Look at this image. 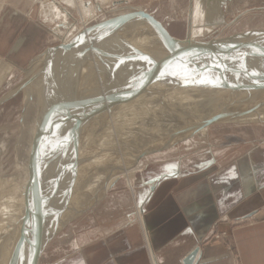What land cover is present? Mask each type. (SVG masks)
Segmentation results:
<instances>
[{
  "label": "rangeland",
  "instance_id": "1",
  "mask_svg": "<svg viewBox=\"0 0 264 264\" xmlns=\"http://www.w3.org/2000/svg\"><path fill=\"white\" fill-rule=\"evenodd\" d=\"M41 1L38 0L39 3L28 11V13H31L34 10V19L44 31V34H46L40 49L30 62L22 67H13L11 74L9 66L4 63L3 70L0 71L1 99L13 92L31 75L43 70L45 67V72L41 73L31 85L0 104V179L6 181L7 187L13 188L16 187L15 184H12L15 181L14 179L17 178V175H20L18 177H21V182L17 186L21 187L22 198L19 205V210L22 209L21 211L29 206L32 207L36 203L34 197L39 198V191L41 193L40 189L33 187L31 180L32 178H36L37 173L39 174L40 170L42 171L45 168L46 158L44 159V156H47L49 145L43 147V145L37 144L41 139L36 133L39 130L38 132L43 133L41 134L42 138L46 136L47 138H45L51 142L52 130L50 129L53 128L52 126L56 119L50 117V115L53 113L55 116L59 109L58 104L54 102L55 100L58 99V102L62 100L66 92V97L69 98V108L72 102H80V106L75 110H67V117H64L63 127L61 128L62 130H59L60 133L57 139L60 142L56 141V144L71 150L70 146H68L69 143L77 144L81 141H95L91 144L99 143L101 138L98 139V137L102 136L101 133L103 131L112 130L114 126L124 124L127 121H133V125L129 127L125 126V128L138 127L141 123L138 120L136 121V117L134 116L140 114L145 109L139 112H136L135 109L142 104L145 97H151L157 90L161 91L162 94L167 90V96H161L159 100L155 101L157 103L174 94H179L181 93L180 87L186 85L183 78L186 77L184 80L186 79L187 83L188 76L190 75L186 71L184 73L185 76L182 73H178L177 75H181L179 77L176 75V72L180 69H164L153 64L152 61L147 59L148 57L138 58L127 63L136 52H145V50L136 47L138 45H143L146 47V50L150 51V59H172L174 57V54L161 43L160 39L153 40V37L158 38L157 35L147 32L148 27L144 23L142 25V23L132 22L91 32L86 36L84 40L86 42L83 41L81 44V46L84 45L85 47L80 46L81 51H78L77 56L79 57L77 58H74L76 57L74 56L76 55L75 53L68 55L69 52L67 50L58 49L66 40L68 35H66V32L68 30L72 31V35L75 37L80 30H84L85 26L89 27L99 22L133 12L134 10L145 11L144 9H147L151 11V15L157 20L168 25L178 37L185 39L188 43L208 44L219 40L231 39L243 42L244 49L236 56L248 66L264 68V51L253 50V47L258 49L259 45L264 44V37H250L251 34L264 31V2L261 0L257 2L250 0L246 6H232L229 8L225 22L213 24L214 26H210V28L209 23L205 21L196 19L195 22H192L194 18L192 17V20H190V15L188 18L187 13L191 0H179L177 4L172 0H79L84 2L83 8L85 10L86 21L89 19L85 26H83L76 8L65 3L67 0L56 1L59 2V10L62 14L65 15L68 11L69 16L60 17V19L54 22L47 21L43 15ZM191 7L192 2L190 11ZM95 15L96 17H94ZM137 28L141 30V33L128 38L127 35ZM74 37L68 43H71ZM109 37H116L115 42L117 43L114 44L113 41L109 42L106 40ZM246 38L247 40H245ZM64 54L67 55L65 56ZM60 55L63 56L61 57ZM119 68L121 70H118ZM200 73L195 70L196 75H206ZM216 76L222 75L212 74L209 80L205 77L209 84L207 86L206 84L195 85L198 86L195 90L199 92L200 98L206 97L209 94L208 89L210 84H212L214 85L212 87L214 88L213 90L218 94L220 93L219 95L226 96L224 89L231 92L232 95H229L236 100V102H232L233 107L241 109L244 106V109H253V111L259 107L264 108V81L243 77L241 79H231L229 78L230 76H240L225 75L228 77L222 76L226 79L225 82L221 83L219 80H215ZM240 81H244V86L246 87L244 90H235L231 87V82L236 83ZM68 82L69 87L68 84L66 85ZM189 86L191 87L192 83ZM56 89H59V92ZM53 90H56L55 93L58 92L60 95L58 93L55 94ZM195 95L194 91H191L183 99L190 101ZM178 104L180 105V103H174L172 106L170 104L168 108ZM53 105L57 107L54 112L52 111L54 109ZM83 107L85 108L84 111ZM149 114L146 116H149ZM151 114L153 115L154 112L152 111ZM115 116L119 117L112 122L111 119L115 118ZM129 118L132 120H129ZM198 118L204 119L202 117ZM90 119L100 120L99 128L101 129L97 134L95 132V134H88L87 136L84 135L85 124ZM214 120L215 122L210 125L204 126V123L201 124L202 128L195 131H192L193 129L186 131L172 145L156 148L157 142L170 138L169 135L159 134L153 140L151 146H149L148 151L146 150L145 153L140 154L136 161L134 160L136 163L134 166H131L132 168L127 173L121 172L117 174L119 177L110 182L105 192L101 191L102 187L100 186L95 197V191L92 193L88 190L86 197L81 202L79 215L69 220L61 228L59 227L60 223L56 224V228L51 232L44 246L39 264H54L67 257L79 255L85 248L104 239V237L110 235L116 229L134 221L139 222L138 210L142 218L143 213L154 202V194L152 192L156 191V194L160 193L164 188V183L187 174L200 173L244 152L250 145L264 142V118L248 122L217 118ZM27 125L29 127L34 126L31 128L33 130L32 137L34 138H30L31 136L29 137L25 131L27 130ZM152 133L157 134L158 132ZM26 136L27 139H25ZM82 138L83 140H81ZM110 141L114 140L110 139ZM137 143H141V141L139 140ZM29 145L32 146L30 147ZM28 147L31 150L34 147L33 150L37 153H34L32 150V154H28L31 151L30 149H28L29 152L27 151ZM92 149L98 151H95L97 154L101 151L97 147ZM56 150L57 148L55 149V154L49 158L52 159L49 166V175L59 174L64 176V178H70V180L75 177L79 178L80 174L84 172L82 170L83 162L81 165L78 162L77 167L75 160L83 159V153L77 152L76 147L74 153L72 152V156L68 155L63 149L60 152ZM89 151L91 154L95 153L94 151ZM29 155H32V157ZM33 155L36 158H33ZM69 158H71V161H68ZM114 165H117L119 168L123 167L119 163H114ZM95 167L96 165L91 167L92 170H90L89 175L91 171L92 174L95 172ZM111 167L113 166L111 165ZM82 174L81 176L83 177ZM129 184H131L133 190ZM3 186L2 181L0 182V195L3 192ZM68 190L70 191V187ZM61 196L63 197L64 195H57L56 198L58 200L56 199L57 201L53 205L52 213L49 214L52 223L48 224V229L53 227V222L63 219L60 217L70 211L69 204L71 198L67 197L69 200V203H67V199L64 200L66 197L62 198ZM12 197L13 194L12 196L9 195L8 203L11 202L9 201L10 199L13 200L12 202L15 201L14 197ZM6 202L7 200L3 203ZM61 202L64 204L62 205L63 207H59L62 211H57L56 208L62 204ZM13 207L12 211L15 210ZM19 210L14 217L16 221H13V223H16V229L21 226V223L24 224L26 222L28 214L26 211L22 213ZM59 215L61 216L59 217ZM34 216L33 213L29 215L32 218ZM55 218L57 219L55 220Z\"/></svg>",
  "mask_w": 264,
  "mask_h": 264
},
{
  "label": "crops",
  "instance_id": "2",
  "mask_svg": "<svg viewBox=\"0 0 264 264\" xmlns=\"http://www.w3.org/2000/svg\"><path fill=\"white\" fill-rule=\"evenodd\" d=\"M249 1L191 0L187 16L210 28L225 22L229 8ZM38 3L0 0V71L4 63L11 74L40 49L46 34L34 10L28 13ZM152 193L154 202L142 218L138 210L139 222L54 264H184L193 251V264H264V142Z\"/></svg>",
  "mask_w": 264,
  "mask_h": 264
},
{
  "label": "bare ground",
  "instance_id": "3",
  "mask_svg": "<svg viewBox=\"0 0 264 264\" xmlns=\"http://www.w3.org/2000/svg\"><path fill=\"white\" fill-rule=\"evenodd\" d=\"M59 2H61V0ZM59 2H57L56 0H53V1L42 0L41 1L43 15L45 16V19L47 21L54 22V21L60 19V17L69 16V14L67 13L68 11L67 12L65 11L66 12V14H65L66 16H65L59 10V4H58ZM65 3L67 5L74 6L76 8L78 15L80 16V19L83 22L82 24H83V26H85L88 23L89 19H88V21H86L85 10L83 8L84 2L79 1V0H67V1H65ZM86 12H87V10H86ZM94 17H96V15ZM85 27L83 29H85ZM111 30L113 31V29H111ZM80 32H81V30H80ZM109 32H111V31H109ZM139 33H141V30H139V28H137V29L133 30L132 32H130V34H128L127 36H128V38H131L133 36H136ZM66 35L68 38L66 37V40L62 44L65 47H67L70 44V43H68V41L70 42V40L74 37L72 35V31H69V30L66 32ZM157 37L158 38L153 37V40H157V39L161 40V38L158 35H157ZM115 38L116 37H114V38L109 37L106 40H108L109 42L113 41L114 44H116L117 42H115V40H116ZM94 39H96V38H94ZM121 39H122V37H121ZM88 40H89V38H88ZM245 40H247V38ZM84 42H86V41H84ZM259 44H261V43H259ZM83 46H81V47H83ZM133 46H136V45H133ZM136 47H138L142 50H145L148 53L150 52V51L146 50V47L143 45H138ZM78 55H80V54H78ZM74 56H76V55H74ZM77 57H79V56H76L74 58H77ZM186 71L190 73V75L188 76V81L189 80L190 81H189V83H188V81L186 83V79L184 80V78H186V77H184V78L182 77L183 81L185 82L186 85L180 87L181 93L174 94V95L170 96L171 98L167 97V98H165V99H163L157 103H155V101L159 100L161 98V96H163V95L167 96V90L166 89H165L166 91H164L163 94L161 91L157 90V91H155V93L151 97H145L144 101H142V104L137 109H135L136 112H139V111H142L145 109L140 114L134 116V117H136L135 120L136 121L138 120L139 123H141V124H139L138 127L136 126L134 128L133 127L132 128H125V126L129 127L130 125H133V121L132 122L127 121L124 124L116 125L113 127L112 130H108L106 132L103 131L101 133L102 136L98 137V139L101 138L100 142L96 143V144L94 143L95 145L91 144L95 141H92V142L81 141L77 144H70L69 143L68 146H70V148H71V150H70L67 147H62L59 144H57V150L56 151L60 152V150L63 149L70 156L73 155L72 152L74 153L75 147L78 150L77 152H79L80 154L83 153L84 158L83 159L81 158V160H75V164L77 165V163L80 162V165H81V163L83 162V169L82 170L84 172H83V174L81 173L83 175V177L80 174L79 178L75 177L71 180H70V178H64V176L59 175V174H54L52 176L48 175V179H46V184H45L44 181L42 180L44 177V174L41 175L45 171V168H44L42 171L40 170L39 174L37 173L36 178H32L31 183H32L33 187H36V188L40 189L41 191L46 192V194H47L49 214L52 213L53 205L56 204L55 201L58 200L56 198L57 195H59V194L64 195L63 197H66V198H64V200L67 199L66 200L67 203H69L68 198L69 197L71 198L70 204H69V210H70L69 212L70 213L69 212L67 214L64 213V215L62 214L63 215L62 217H60L61 215H59V217L63 218V219H60V220L58 219L56 222H53V227H51L48 231L49 235H51V232H53L54 229L56 228V224L60 223L59 227L61 228L69 220H71L72 218L79 215L80 210H81L80 206L82 204L81 202L86 197V195H87L86 192L88 190H90L92 193L95 191L94 196L96 197L97 196V194H96L97 190L99 189L100 186L102 187L101 191L105 192V190L109 187L110 182L119 177L117 174H120L121 172L124 174L127 173V171L130 168H132L131 166H134V164L136 163L135 161H136V159H138L139 155L142 153H145L146 150L148 151L149 146H151V143L153 142V140L156 139V137L159 134L169 135L170 138L163 139V140H160L159 142H157V144H156L157 146L155 145L156 148L165 147L166 145H172L186 131L191 130V129H193L192 131H195L199 128H202V126H200V125L203 123H204L203 124L204 126L210 125L212 122H215L214 119H216V118L222 119V120L229 119V120L242 121V122H248L251 120H261L264 118V108L262 109L261 107H259L253 111V109H244V106H242L241 109L238 107L237 108L233 107L234 105L232 106V102H236V100L230 96V95H232L231 92L229 90H228L229 91L228 92L227 90L224 89L226 96L219 95L220 93L218 94L217 92H215L213 90L214 88H212V87L214 85H212V84H210V87L208 89V91H209L208 93L210 95L208 94L206 97L200 98V95L198 94L199 92H196V90H195V88L198 86H195V85H205L206 84V86H207L209 84L207 83L206 79L209 80V78L212 74L217 75L219 73L214 72V71H206V72H204V74H206V75H204V76L200 75L199 76V75L195 74V70H192V69L186 70L184 68V71H182L183 72L182 75H184V73ZM219 75H221V74H219ZM222 76L228 77L225 75H222ZM222 76H216L215 80H219L221 83L225 82L226 78H224ZM205 77H207V78L205 79ZM212 78H214V77H212ZM229 78H231V79L240 78L241 79V77H234V76H230ZM190 83H192L191 87L189 86ZM231 83H232L231 87H233L235 90H241V89L244 90L246 88L244 86V81H242V82L240 81V82H236V83L231 82ZM67 84L69 87V82L66 83V85ZM206 86H205V88H206ZM56 90H53V92L55 93ZM65 90H66V88H65ZM57 91L59 92V89ZM191 91H194V93L196 94L194 96V98H191L190 101L183 99ZM57 93H55V94H57ZM65 93H64V95L67 96V94H65ZM202 93H203V90H202ZM58 95H60V93H58ZM179 97H180V100H179ZM61 101L62 100H59V102H58V99H57L54 102L57 103L58 106H60ZM79 103H80L79 101L74 102V103L72 102V105L70 106V108L71 107L72 108H71V110H69L70 108L68 106V111H72V110H75L76 108H78L80 106ZM174 103H180V105L178 104V105H175L171 108H168V106L170 104L172 106ZM166 105H167V107H165ZM53 106H52V108H53ZM55 106H54V109H52L53 112H54L55 108H57ZM141 106H142V108H141ZM84 109L85 108L83 107V111H84ZM152 111L154 112L153 115L151 114ZM184 112H185V114H184ZM242 113H246V115H242ZM147 114H149V116H146ZM180 114H181V116H179ZM35 115H36V112H35ZM56 115H57V113L55 114V116L52 113L50 115V117H54L55 119H57ZM66 115H67V113L65 114V118L67 117ZM118 117L119 116H115V118H112L111 119L112 122H114ZM198 117H202L204 119L201 120ZM130 119L131 118H129V120ZM205 122H208V123H205ZM99 123H100V120H98V119L97 120L96 119L88 120L85 124L86 128L84 131V135L88 136V134H95V132L97 134V132L101 129V128H99V126H100ZM196 123H198V124H196ZM32 127H34V126L32 125L31 127H29V125H27V130H25L27 132V134L29 135V137L31 136L30 138H34V137H32V134H33V130H31ZM35 127H37V126H35ZM62 127L63 126H61V128ZM46 128H47V126H46ZM48 128H50V127H48ZM61 128H60V130H62ZM44 130H45V128H44ZM50 130L53 131V128H51ZM38 131L36 134L39 135V138L41 140L40 141L38 140L39 143H37V144H39L40 146L43 145V147L50 145L49 144L50 141H48L46 139L47 137L45 136L46 138L45 137L42 138L43 136L41 134H43V133L38 132ZM151 132H156V133L158 132V133L157 134H154V133L151 134ZM59 133H60V131H59ZM134 134H136V135H134ZM46 135H48V134H46ZM121 137H123V139H121ZM48 138H50V137H48ZM25 139H27V136L25 137ZM110 139H113L114 141H110ZM31 140H29V141H31ZM81 140H83V138ZM139 140L141 141V143H137ZM58 142H60V140ZM29 146L31 147L32 145H29ZM30 147L27 148V151H28V149L31 150ZM34 147H32V150ZM96 147L99 150H101L98 154L96 153L98 151L95 150L96 151L95 152L94 149H92V148H96ZM156 148H154V150H156ZM37 149H38V147H37ZM88 149L91 151H94L96 153V155L94 152H93L94 154H91V152ZM32 150L30 152L28 151L29 152L28 154H30L32 152ZM25 151H26V148H25ZM26 152H25V154H27ZM33 152H34V150H33ZM59 152H58V154H59ZM34 153H37V152H34ZM34 155H33V158L34 157L36 158V156H34ZM38 155H39V153H38ZM40 155H43V154H40ZM30 157H32V155ZM30 157H28V158H30ZM45 158L46 157L44 156V159ZM42 161H43V159H42ZM68 161H71V158H69ZM21 163H22V161H21ZM21 163H19V164H21ZM41 163H43V162H41ZM114 163L115 164L119 163L120 165H123V167L119 168L117 165L115 166ZM41 165H44V164H41ZM45 165H46V163H45ZM93 165H96V167L94 168L95 172H93V174H92V171H91V174L89 175V172H90V170H92L91 167ZM111 165L113 167H111ZM36 167H37V165H36ZM38 167H40V166L38 165ZM77 167H78V165H77ZM18 176H20V175H17L16 176L17 178L14 179L15 180L14 183H12V184L16 185V187H13V188L7 187V184L5 183L6 181L4 179H2V180L0 179L1 180L0 182L3 181V184H4L3 192L0 195V264H23L24 261L22 260V257L26 251V246H27L26 240L29 238L28 236L30 235V232L32 229V223L34 220L33 218L35 217L34 216L32 218V217H29V215L31 213H33V215H36V212H37V205H38V199L39 198H35V197H34V199H35L36 203L34 202L35 204L32 207L29 206L27 208H24L23 211H21L22 209L19 210V207H20L19 205L21 204V198H22L21 195L22 194H21V187L19 188L17 186V185H19L18 183L21 182L20 181L21 177H18ZM72 184H73V186H72ZM23 185H26V184H23ZM129 185H130V188L132 189L131 184H129ZM69 187H70V191L68 190L69 191L68 192L67 189ZM25 191H27V190H25ZM36 193H38V192H36ZM12 194L14 197V198L13 197L12 198L15 199V201L12 202L13 200L10 199L9 201H11V202L8 203V199H9L8 197H9V195L12 196ZM38 195H40V191H39ZM38 195H36V196L38 197ZM6 200H7V202L3 203ZM60 201H59V203H60ZM71 201L73 202V204ZM61 203H62V204H60L61 206L60 205L57 206L58 208L63 207L62 205H64V204H63V202H61ZM64 203H65V201H64ZM31 204H32V202H31ZM12 207L15 208L14 211H12ZM66 207H67V204H66ZM54 208H56V207H54ZM58 208H56L57 211L60 210V208L59 209ZM63 209H65V208H63ZM18 210L22 213L26 211V213H28V214H27L26 222H24V224L21 223V226L16 229V227H15L16 223H13V221L15 220L14 217L16 216L15 214ZM60 211H62V210H60ZM18 216H20V215H18ZM57 217H58V215H57ZM53 218H54V216H53ZM49 219L50 218H48V220ZM56 219L57 218H55V220ZM50 222L52 223V219L49 220L48 224ZM14 228H15V230H14ZM25 258H26V256H25ZM20 259H21V261H20ZM24 260H26V259H24Z\"/></svg>",
  "mask_w": 264,
  "mask_h": 264
},
{
  "label": "water",
  "instance_id": "4",
  "mask_svg": "<svg viewBox=\"0 0 264 264\" xmlns=\"http://www.w3.org/2000/svg\"><path fill=\"white\" fill-rule=\"evenodd\" d=\"M132 22L142 24L144 23V25L148 27L147 32L157 34L161 38V43L167 49H169L171 53L174 54V57L172 59L155 60L150 59V53H148L147 51L136 52V54H133L132 57H130L127 63L132 62L138 58L148 57L147 59H149V61H152L153 64L163 67L164 69H181L178 70L179 72H176V75L178 73H183L180 71H183L185 68L186 70H197L199 73L201 71L200 74L206 71H214L221 75H237L251 80L264 81V68L250 65L248 66L245 64V62H241V59L236 56L241 52V50L244 49L243 42H238L236 39H231L219 40L208 44H200L196 42L188 43L185 39L177 37L175 33L168 27V25L157 20L153 15L143 10H134L133 12H129L127 14L86 27L83 31L78 32V34L74 37L72 42L67 47L61 45L58 47V49L67 50L69 52V55L75 53L77 56L78 51H81V44L85 40L86 36L91 32ZM255 36H260L263 38L264 31L251 34L250 37ZM253 50L264 51V44L259 45L258 49H255L253 47ZM118 70H121V68H119ZM44 72L45 67L43 68V70L31 75L29 78L23 81L22 84H20L13 92L1 98L0 104L12 98L19 91L27 88L38 78L41 73ZM179 77H181V75ZM68 100L69 98L64 95L57 111V119L54 121V125L52 126V138L48 149L49 151L47 152L46 156L44 177L42 179L45 184L46 179H48L49 175L50 161L52 160L49 158H51L53 154H55V149L57 148L56 141L58 139L59 130L63 125V120H65V114L68 110ZM246 113H242V115H246ZM48 218L49 207L47 194L46 192L41 191L38 199L37 212L32 223V229L30 235L28 236L29 238L26 240L27 247L22 257V260L24 261L23 264H39L41 254L49 237ZM196 253L197 251H193L185 259L184 264H193Z\"/></svg>",
  "mask_w": 264,
  "mask_h": 264
}]
</instances>
